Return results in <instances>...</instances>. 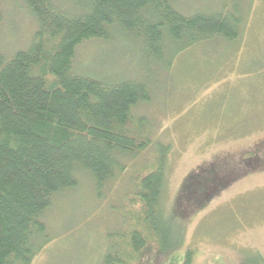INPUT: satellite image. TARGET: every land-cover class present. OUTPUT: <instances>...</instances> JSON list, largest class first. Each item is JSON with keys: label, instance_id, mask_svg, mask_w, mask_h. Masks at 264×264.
<instances>
[{"label": "trees", "instance_id": "1", "mask_svg": "<svg viewBox=\"0 0 264 264\" xmlns=\"http://www.w3.org/2000/svg\"><path fill=\"white\" fill-rule=\"evenodd\" d=\"M248 1L186 15L175 0H22L38 29L27 49L0 54V264H32L50 241L44 215L55 198L85 178L103 199L127 162L150 149L153 160L131 172L133 193L119 213L124 229L108 235L101 264H142L153 250L183 244L186 226L173 222L163 205L171 146L153 141L151 122L135 110L152 101L156 69L169 70L196 45L238 41ZM117 36L139 46L155 70L119 81L81 73L78 49ZM252 153L225 184L213 166L188 176L182 198L189 209L207 205L255 167L258 153ZM177 208L170 215L183 216ZM184 264H192L191 253Z\"/></svg>", "mask_w": 264, "mask_h": 264}, {"label": "rangeland", "instance_id": "2", "mask_svg": "<svg viewBox=\"0 0 264 264\" xmlns=\"http://www.w3.org/2000/svg\"><path fill=\"white\" fill-rule=\"evenodd\" d=\"M232 1L175 0V7L190 15L217 11L223 2ZM248 6L238 41L215 39L196 45L180 53L166 71L153 69L139 46L119 36L78 49L76 65L88 76L119 81L141 69L156 71L154 97L135 114L149 119L153 141L171 146L163 205L173 222L186 227L179 248L153 250L142 264H184L190 253L192 264L264 260V0H249ZM1 7L0 54L9 58L29 47L38 24L22 0H1ZM255 151V167L207 205L189 209L182 198L188 176L213 166L221 174L219 184H225L247 166L248 155ZM155 155L150 149L128 161V171L107 186L103 199L85 178L79 187L55 198L44 215L50 241L32 264H101L108 235L124 229L119 213L133 193L131 172ZM176 208L183 216L170 215Z\"/></svg>", "mask_w": 264, "mask_h": 264}]
</instances>
